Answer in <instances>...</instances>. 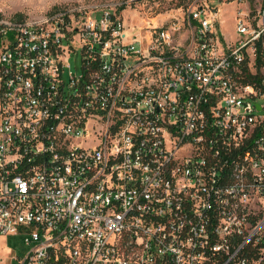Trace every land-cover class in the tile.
<instances>
[{
    "label": "built area",
    "instance_id": "2783aa9c",
    "mask_svg": "<svg viewBox=\"0 0 264 264\" xmlns=\"http://www.w3.org/2000/svg\"><path fill=\"white\" fill-rule=\"evenodd\" d=\"M208 1L0 14V264H264V0Z\"/></svg>",
    "mask_w": 264,
    "mask_h": 264
},
{
    "label": "rangeland",
    "instance_id": "374dc122",
    "mask_svg": "<svg viewBox=\"0 0 264 264\" xmlns=\"http://www.w3.org/2000/svg\"><path fill=\"white\" fill-rule=\"evenodd\" d=\"M192 0H0V14L37 19L47 14L61 10L85 8L89 13L102 8H113L123 15L131 28L139 29L151 21H165L180 16V9L190 4ZM248 0L243 4L234 0H209L208 4L218 9L219 31L227 42H235L238 38L237 15L239 10L245 9ZM245 3V4H244ZM252 6L259 3L252 2ZM4 247L8 248V251ZM26 246L21 237L8 236L0 239V258L8 254L23 257ZM11 258V257H10ZM8 264H17L9 261Z\"/></svg>",
    "mask_w": 264,
    "mask_h": 264
},
{
    "label": "crops",
    "instance_id": "0c3cea01",
    "mask_svg": "<svg viewBox=\"0 0 264 264\" xmlns=\"http://www.w3.org/2000/svg\"><path fill=\"white\" fill-rule=\"evenodd\" d=\"M0 239H4L3 237H0ZM6 249V251H8V248L7 247H4Z\"/></svg>",
    "mask_w": 264,
    "mask_h": 264
},
{
    "label": "water",
    "instance_id": "95a60500",
    "mask_svg": "<svg viewBox=\"0 0 264 264\" xmlns=\"http://www.w3.org/2000/svg\"><path fill=\"white\" fill-rule=\"evenodd\" d=\"M260 108V107H259Z\"/></svg>",
    "mask_w": 264,
    "mask_h": 264
}]
</instances>
